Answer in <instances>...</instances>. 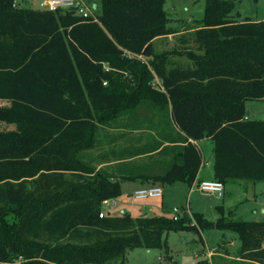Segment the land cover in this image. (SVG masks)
Returning a JSON list of instances; mask_svg holds the SVG:
<instances>
[{
  "label": "trees",
  "instance_id": "trees-1",
  "mask_svg": "<svg viewBox=\"0 0 264 264\" xmlns=\"http://www.w3.org/2000/svg\"><path fill=\"white\" fill-rule=\"evenodd\" d=\"M16 1L0 0V100L9 102L0 121L18 126L0 131V264H114L137 247H167L166 231L207 227L237 232V257L264 264V220L235 219L223 206L216 221L193 214L196 223L186 215L100 216L125 180L200 181L198 141L206 138L214 179L264 181V119L247 112L249 100L264 98V20L235 18V0H207L192 31L206 53L197 65L168 69L152 49L174 32L166 0H102L99 21L77 7ZM140 105L155 108L157 119L147 121L159 125V138L91 157L113 158V168L91 166L100 126L127 116L140 129Z\"/></svg>",
  "mask_w": 264,
  "mask_h": 264
},
{
  "label": "rangeland",
  "instance_id": "rangeland-1",
  "mask_svg": "<svg viewBox=\"0 0 264 264\" xmlns=\"http://www.w3.org/2000/svg\"><path fill=\"white\" fill-rule=\"evenodd\" d=\"M23 1V2H22ZM43 0H17L18 5L29 7H42ZM236 7L233 11L235 18L250 17L254 20H264V0H235ZM97 12L102 10V0H85ZM207 0H166L165 9L168 13V25L174 33L162 36L152 43L154 53L161 54L167 59V68L180 66L190 67L197 65L200 61L195 60L196 55H203L206 50L197 44L192 38V31L198 25V20L205 15ZM144 61L151 58L145 54L139 56ZM130 84L136 86L132 77H128ZM160 77L156 75L153 87L160 89ZM8 101L0 100V106L8 105ZM137 114L142 122L140 129H134L129 124L127 116H120L118 121L113 122L114 126H100L97 138L100 145L89 151L88 161L91 166L100 169L113 168L115 161L101 164L97 157L113 149H123L133 145H142L147 141L159 138V129L154 122L147 121V118L157 119L156 110L145 105L137 106ZM247 112L254 119H264V98L254 99L247 102ZM125 113V111H124ZM15 123L0 121V131H17ZM212 143V142H211ZM202 149H210L209 142H200ZM201 149V150H202ZM203 151V150H202ZM92 157V158H91ZM149 157L137 158L132 161L141 162ZM249 183L243 179L232 181L226 185L225 195L218 197L203 193L185 182H175L163 185L164 195L162 197H149L134 199L129 195L130 202L127 205L119 204L115 210H107V214L117 215L123 213V208L128 209L133 217H139L144 212L156 215L174 217L184 215L192 217L193 214H202L210 221H216L223 215L220 207H224L225 215L235 219L264 220V181L258 182L254 187V198L248 196ZM262 199V201H260ZM114 202V200H113ZM12 219L13 216H10ZM163 240L167 247L145 248L137 247L126 254L124 264H257L252 261L237 258L241 246L240 236L231 230L217 228H201L199 230L182 229L166 231ZM209 253H211L209 255ZM123 261H115L114 264H121ZM15 262L14 264H18ZM113 264V263H112Z\"/></svg>",
  "mask_w": 264,
  "mask_h": 264
},
{
  "label": "built area",
  "instance_id": "built-area-1",
  "mask_svg": "<svg viewBox=\"0 0 264 264\" xmlns=\"http://www.w3.org/2000/svg\"><path fill=\"white\" fill-rule=\"evenodd\" d=\"M42 7L49 10L58 9H72L78 8V12L85 18H92L94 21H99V15L96 8H91L84 0H43ZM198 189L203 193L223 197L225 195L226 185L217 179H205L195 182L192 185V191ZM164 189L161 185H148L141 187L134 191L133 199H144L149 197H162ZM111 199L104 200L103 204H109ZM107 215L106 210L102 209L100 216ZM180 216L175 215L174 218L178 219Z\"/></svg>",
  "mask_w": 264,
  "mask_h": 264
},
{
  "label": "crops",
  "instance_id": "crops-1",
  "mask_svg": "<svg viewBox=\"0 0 264 264\" xmlns=\"http://www.w3.org/2000/svg\"><path fill=\"white\" fill-rule=\"evenodd\" d=\"M246 18H250V17H246ZM246 18H240L239 20H244ZM252 20H254V19H252ZM256 21H259V20H256ZM191 30H194V29H191ZM171 34L172 33H170L168 35H171ZM159 38H162V36L155 38L154 41L158 40ZM248 117L251 118V119H254L249 114H248ZM205 140H207L209 142L210 149H206V148L205 149H202L200 147L203 150L202 151V153H203V164H202V166L200 168V171H199V176H198L199 177V180L214 179V175H215V172H214V163H215L214 143L211 140L207 139V138ZM201 141L202 140L198 141L199 146H200V142ZM108 161H110V159ZM113 161L117 162V160H114V159H113ZM104 163H106V162H104ZM101 164H103V163H101ZM148 185H161L163 187V185L160 184V183H156L155 184L153 182H145L144 183V182H141V181L125 180V181H123L121 183L122 194L119 197L112 198L110 200V203L109 204H103L102 205V209L106 210V208H107L110 211L117 209L118 204H119L118 200L121 201V204L122 205L129 204L130 199H129L128 196L129 195H133L134 191H136L137 189H139L141 187H144V186H148ZM253 185H254V187L256 186V184H254V183H253ZM113 200H114V202H113ZM260 201H262V199H260ZM125 211H128V209L123 208L122 212H125ZM106 212H107V210H106ZM147 214H152V213H150V212L147 211V212H144L142 215H147ZM117 215H119V214H117ZM210 254L211 253H209V255Z\"/></svg>",
  "mask_w": 264,
  "mask_h": 264
},
{
  "label": "water",
  "instance_id": "water-1",
  "mask_svg": "<svg viewBox=\"0 0 264 264\" xmlns=\"http://www.w3.org/2000/svg\"><path fill=\"white\" fill-rule=\"evenodd\" d=\"M248 196L254 198V185L252 182H250L248 186Z\"/></svg>",
  "mask_w": 264,
  "mask_h": 264
}]
</instances>
